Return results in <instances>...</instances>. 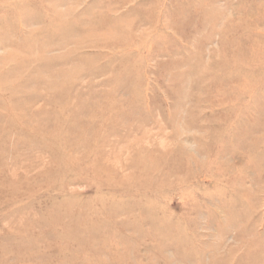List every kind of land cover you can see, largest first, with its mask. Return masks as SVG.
I'll use <instances>...</instances> for the list:
<instances>
[{
	"label": "rangeland",
	"instance_id": "1",
	"mask_svg": "<svg viewBox=\"0 0 264 264\" xmlns=\"http://www.w3.org/2000/svg\"><path fill=\"white\" fill-rule=\"evenodd\" d=\"M0 264H264V0H0Z\"/></svg>",
	"mask_w": 264,
	"mask_h": 264
}]
</instances>
